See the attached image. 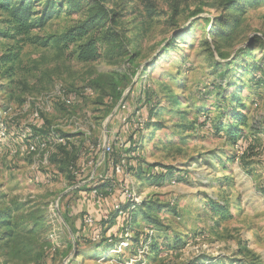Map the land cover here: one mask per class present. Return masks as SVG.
<instances>
[{
  "label": "rangeland",
  "instance_id": "obj_1",
  "mask_svg": "<svg viewBox=\"0 0 264 264\" xmlns=\"http://www.w3.org/2000/svg\"><path fill=\"white\" fill-rule=\"evenodd\" d=\"M224 1L109 0L106 7L117 13L116 29L137 48L131 60L84 63L76 58L73 44L58 43L81 20L78 14L61 10L30 31L12 80L0 72V122L8 130L0 139V202L19 207L14 215L21 236L17 256L0 249V264H264V85L250 87L253 75L243 74L242 65H264L259 46L264 48V39H253L264 34V0L241 6L237 25L220 39L209 30L214 17L224 13ZM41 7L42 2L34 4L33 17H39ZM197 9L200 13L191 16ZM6 21L0 11V31L10 30ZM9 35L0 34V55L18 40ZM212 59L232 62L221 82L228 90V107L234 105L232 95L247 107V125L240 127L245 138L237 143L215 127L228 119L219 120L222 94L208 92L212 83H220ZM85 86L95 93L83 95ZM57 88L74 96L71 106L51 100ZM148 97L157 106L150 121L161 119L160 129H146L149 109L143 101ZM174 100L180 104L174 106ZM38 105L49 107L40 112V128L33 119ZM51 131L69 142L71 164L85 169L78 178L73 179L71 164L57 146L43 156L27 152L21 141L23 133L43 139ZM133 133L135 140L142 139L136 154L127 150ZM104 140L113 145L118 173L112 164L94 169L96 155L87 146ZM156 164L177 169L179 179L152 184L145 169ZM93 170L101 181H88ZM93 189L101 193L99 203ZM125 190L138 203L160 206L151 213V222L139 216L131 230L112 214V203L124 201ZM209 200L225 209L224 216L207 209ZM84 215L94 223H84ZM97 234L108 243L94 241Z\"/></svg>",
  "mask_w": 264,
  "mask_h": 264
},
{
  "label": "trees",
  "instance_id": "obj_2",
  "mask_svg": "<svg viewBox=\"0 0 264 264\" xmlns=\"http://www.w3.org/2000/svg\"><path fill=\"white\" fill-rule=\"evenodd\" d=\"M108 1L109 0H0V11L6 14V22L10 27V30L0 31V34L4 37H9V33L12 32L11 36L18 38L17 42L13 47H11L9 51L0 55V72L1 69H3L2 72L4 74V78L10 81L12 80L15 72V66H17L20 60L22 48L28 41L27 36L30 31L43 27L50 19L51 14L59 13L61 10H64L69 14H78L81 17V20L77 23V25L68 29L56 40L58 43L63 41L66 47L73 44L76 58L79 61L87 63L103 58L109 62H112L117 58L127 56L128 59L131 60L133 56L138 54L136 50L137 48L133 45H130V42L126 40L124 35H122V32L116 29L117 20H115L114 17L117 16V13L113 9L106 7V3ZM248 1L249 0H225L222 4L224 13L214 17V22H212L210 25V36L218 35L219 38L222 39L231 34L232 29L237 25L239 15L238 13L241 12L242 9L241 6L246 4ZM40 2H42V7L39 12V17L35 18L33 17L36 12L34 10V4H39ZM172 6L173 11L176 13V5L172 3ZM198 13H200V10L197 9V11L191 13V16H195ZM204 19L205 21L208 20V18ZM216 28H218L217 31H215ZM253 39L262 43L264 34L260 37H254ZM175 40H178V38H175ZM205 42L207 43V41ZM168 44L169 42L166 43L161 48V50H166ZM128 46H131V48H128ZM259 46L262 48V50H264L263 44ZM218 55L222 59L226 57L220 52H218ZM212 63L216 68V77L220 79V83H212L208 92L213 90L222 94V100L217 103V106L220 108L219 120H225V118L228 119L226 124H223L222 121L216 122L215 127L219 131L224 130L226 137L233 143H237L238 140L245 138L244 131L240 127L247 125L246 115L243 113L247 107L244 104H240V102L237 101L235 95H232L231 97L229 96V99L232 102L234 101V105L229 107L227 105L226 96L228 94V90L227 87H225L221 82L222 78L226 76V73L230 72L231 69L228 66H230L232 62L221 64L220 62L212 59ZM258 64L259 63L255 62L252 64H248L246 62L242 64L243 74L248 72V74L253 75L250 81V87L255 89L264 85V65L260 66ZM258 73L259 75H257ZM96 85L98 84L96 83ZM93 91L95 93V89H93ZM119 97L120 93H116V98ZM146 100L143 101L146 102L145 105L149 109L147 117L148 121L145 124L147 127L146 129H150L151 127H154V129H160L162 127L161 119L155 121L154 123L150 121V118L153 116V111L157 108L156 101H154V98L151 97H148ZM173 102L174 106H178V104H180V102L175 100ZM61 106L65 107L63 105ZM249 128H251V130H259V128H256L254 125H249ZM134 134L135 133L130 135L128 138L127 150L130 149L131 153L136 154L138 151L137 146H141L142 139L135 140L136 138L134 139ZM61 137H63V135ZM67 143L69 144L68 141ZM57 147L60 148V151H62V154L65 156L66 162L68 164L74 163V152H71L69 149H66L61 145ZM112 153L111 156L113 158ZM89 154L90 153H86V155ZM136 170L137 168L134 169V172ZM141 172H146L145 177L149 179L154 185L162 184L167 178L170 177H174L176 180L179 179V175H177L179 174L178 170L170 166L156 164L147 166L145 172ZM128 206L131 208V210L129 211L130 223L127 224H130L129 227L131 230L138 226L139 216L140 219L146 222H151V213L154 211V209L156 211L160 210L159 205H154V203L146 200L141 201L140 203L125 205L124 209H126ZM206 207L212 212L213 215L222 214V216H224L223 212H225V209L221 208L218 204L209 200ZM18 210L19 207L11 209L7 206H3V204L0 202V242H2L0 244V249L3 248L6 255H9L11 252L10 255L12 257L17 256V250H15V246L18 239L21 238V236H19L17 233V225L19 223L17 222V217L14 215V212ZM31 218L36 220L38 217L31 214ZM34 224L40 223L34 221ZM147 224V226H150L149 223ZM137 234L138 233H134V240L136 241L138 238ZM146 237L148 238L149 236ZM103 242H107V239H101L99 242L100 245L104 244ZM149 246L150 251L156 248L152 241L149 243ZM9 248L10 251H8ZM23 248L24 246L22 245L18 251L21 253ZM229 264L242 263L238 261H232Z\"/></svg>",
  "mask_w": 264,
  "mask_h": 264
},
{
  "label": "built area",
  "instance_id": "obj_3",
  "mask_svg": "<svg viewBox=\"0 0 264 264\" xmlns=\"http://www.w3.org/2000/svg\"><path fill=\"white\" fill-rule=\"evenodd\" d=\"M82 94L85 96L93 95L94 91L91 87L85 86L82 88ZM38 100L41 101V103H43L41 99H38ZM51 100L52 101L55 100L56 102L60 103V105L69 107L74 103L75 99L73 95L66 94L62 88H57L54 92V95H52ZM42 108L44 109V111L49 110L48 106L43 107L41 105H38L35 108V111L33 113V119H34V125L36 128H40L42 124L40 121L41 120L40 112L43 111ZM7 135H8L7 127L5 123L1 121L0 122V139L6 138ZM31 137L32 135L26 134V133H23L21 135V141L25 144V149L27 150V152L38 153L40 151L43 153V156H45V155H49L50 152L53 150V148L59 145L64 146L66 149L70 150V146L67 143L66 139L58 135L55 131H51L50 134H48V137L46 138L43 137V139H40L39 136L37 135L33 136L34 138H31ZM87 148H88V152H94L96 155V158H95L96 162H95L94 169H96L99 165L110 166L112 164L114 172L118 173L120 171L121 169L120 165L119 164L116 165L113 163L114 161L111 156L113 145L110 141L104 140L100 144L97 143L95 146L88 145ZM122 160H123L122 161L123 163L124 159ZM91 161L93 162V159ZM122 166H124V164H122ZM69 170H70L71 175L73 176V179L74 178L76 179L78 178V175L84 172L85 169H83L81 166L70 165ZM96 176L97 175L94 174V170H93L92 173L89 175L88 181H97V180L101 181L102 176L99 175L98 178L95 179ZM91 192L93 193V198H95L97 203H99L100 202L99 200H101L102 198L101 193L96 189H93ZM124 196H125L124 201L113 202L110 209H111L112 214L122 219V221H124L125 223H128L127 219H128V216H130L129 211L131 208L128 206L126 209H124V206L128 204H132V203H138L139 198L136 197L134 194L130 193L128 190L124 191ZM126 217L127 219L124 220ZM83 222L92 224L94 223V219L90 216L84 215ZM100 239H101V235L97 234L95 236L94 241H98Z\"/></svg>",
  "mask_w": 264,
  "mask_h": 264
}]
</instances>
